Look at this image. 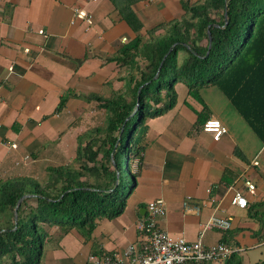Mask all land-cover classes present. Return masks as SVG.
<instances>
[{
    "label": "crops",
    "instance_id": "1",
    "mask_svg": "<svg viewBox=\"0 0 264 264\" xmlns=\"http://www.w3.org/2000/svg\"><path fill=\"white\" fill-rule=\"evenodd\" d=\"M125 1L1 0L0 180L33 177L44 182L47 167L72 163L77 137L98 108L88 95L107 97L128 87V68L110 58L137 34L144 42L147 30L184 14L180 0H136L130 8L141 28L135 31L116 8ZM79 9L86 10L91 24L75 18ZM164 31L159 28L152 36ZM174 87L175 105L144 119L145 145L131 160L137 174L123 212L99 220L87 240L75 231H53L40 264H85L92 253L141 246L145 235L137 222L154 199H162L166 207L156 223L172 235L194 241L199 224L217 216L227 218L230 227L205 230L200 236L204 245L222 242L241 248L240 257L261 248L255 234L264 223L249 218L246 207L231 204L228 187L242 188L247 205L264 200V143L256 136L257 143L250 140L249 127L213 86L201 87V101L182 82ZM209 116L227 129L218 140L201 129ZM244 178L254 184L252 191L243 187ZM185 200L197 205L199 213L183 211Z\"/></svg>",
    "mask_w": 264,
    "mask_h": 264
},
{
    "label": "trees",
    "instance_id": "2",
    "mask_svg": "<svg viewBox=\"0 0 264 264\" xmlns=\"http://www.w3.org/2000/svg\"><path fill=\"white\" fill-rule=\"evenodd\" d=\"M135 1L115 6L138 31L141 21L130 8ZM180 3V19L147 30L144 42L137 34L110 58L128 68V87L107 97L88 95L104 110V123L77 137L72 163L47 167L44 182L33 177L0 180V264H40L53 231H75L87 240L99 220L123 212L129 179L133 185L137 174L131 160L145 145L144 119L175 105L178 81L199 101L201 87L216 88L264 143V0ZM159 28L164 33L152 36ZM246 208L249 218L264 223V200ZM255 236L264 239V224ZM241 259L235 252L222 264H241Z\"/></svg>",
    "mask_w": 264,
    "mask_h": 264
},
{
    "label": "built area",
    "instance_id": "3",
    "mask_svg": "<svg viewBox=\"0 0 264 264\" xmlns=\"http://www.w3.org/2000/svg\"><path fill=\"white\" fill-rule=\"evenodd\" d=\"M75 18L91 24L90 15L84 9L76 10ZM38 33H42V30H38ZM201 129L210 133L213 140H218L227 131L224 124L214 116L207 117L203 121ZM12 146L15 145L12 144ZM135 163H137V159ZM254 163L256 164V161ZM242 184L249 191L255 188L254 184L246 178L243 179ZM228 188L232 192L230 203L237 207L245 208L247 200L242 193V188L234 185ZM146 209V216L137 222V228L145 235V241L141 246H136L132 243L121 253H92L87 256L85 264H188L206 261H215L217 264H222L232 253L242 251L241 248H235L222 242L204 245L200 240V236L207 229L227 230L230 227V221L227 218L213 216L207 221L200 223L198 238L194 241H189L182 236L172 235L158 227L156 220L166 210L162 199L149 201L146 204ZM182 210L194 212L195 214L199 213V207L195 204H190L186 200L182 202ZM259 246L264 247V239L259 243Z\"/></svg>",
    "mask_w": 264,
    "mask_h": 264
},
{
    "label": "rangeland",
    "instance_id": "4",
    "mask_svg": "<svg viewBox=\"0 0 264 264\" xmlns=\"http://www.w3.org/2000/svg\"><path fill=\"white\" fill-rule=\"evenodd\" d=\"M214 90L219 92L216 88H214ZM219 94H221V93L219 92ZM104 118H105L104 110L99 109V108L92 109V111L90 112V114L86 118L87 119V121H86L87 130L89 128L96 126V125H102L104 123ZM248 132H249L250 140H252V142L254 140V142L257 143L258 140L256 139L255 135L252 132H250V130ZM134 139H136V133L133 137V141H134ZM252 142H250L251 145H252ZM131 147H132V144H131ZM131 181L132 180L129 179V182H128L129 186H132ZM246 251L244 253H242V255H241V257H242L241 264H264V247L261 246V248L250 250L247 252Z\"/></svg>",
    "mask_w": 264,
    "mask_h": 264
},
{
    "label": "water",
    "instance_id": "5",
    "mask_svg": "<svg viewBox=\"0 0 264 264\" xmlns=\"http://www.w3.org/2000/svg\"><path fill=\"white\" fill-rule=\"evenodd\" d=\"M208 37H209V44H210V34H209V32H208ZM208 47H209V45H208ZM159 67L157 68V71H156V73H155V76L157 75V73L159 72ZM135 112V110L130 114V116H132V114ZM129 117V116H128ZM27 195H23V196H21L18 200H17V202H16V205H15V209H14V211H13V218H14V222L16 221V218H17V207H18V205H19V203H20V201L23 199V198H25Z\"/></svg>",
    "mask_w": 264,
    "mask_h": 264
}]
</instances>
